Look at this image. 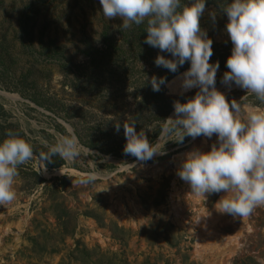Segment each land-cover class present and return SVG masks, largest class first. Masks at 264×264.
I'll use <instances>...</instances> for the list:
<instances>
[{"label":"rangeland","instance_id":"1","mask_svg":"<svg viewBox=\"0 0 264 264\" xmlns=\"http://www.w3.org/2000/svg\"><path fill=\"white\" fill-rule=\"evenodd\" d=\"M226 22L206 5L200 26L213 42L228 43ZM122 23L105 19L99 0H0V139L18 134L35 153L18 167L15 200L0 206V264H264V206L242 218L221 214L215 203L224 193L194 195L176 175L185 155L209 150L215 135L177 143L161 135L154 115L134 126L166 154L147 162L120 156L123 125L140 107L145 80L168 72L155 66V57L171 58L158 49L136 55L133 27L120 29ZM106 27L121 39L113 64L86 54L88 46L94 55L105 49ZM183 72L169 81V94H181ZM222 77L218 70L216 87L239 103L238 118L264 108L246 101L251 94L244 89L222 85ZM69 132L80 157L48 168L38 154ZM93 141L109 152L85 145ZM89 175L95 180L82 183Z\"/></svg>","mask_w":264,"mask_h":264},{"label":"clouds","instance_id":"2","mask_svg":"<svg viewBox=\"0 0 264 264\" xmlns=\"http://www.w3.org/2000/svg\"><path fill=\"white\" fill-rule=\"evenodd\" d=\"M105 19L119 17L120 29L146 23L144 43L156 48L154 64L176 73L188 62L189 67L179 76L181 94L191 89L196 93L184 102L173 103L174 114L161 127V135L173 136L183 143L185 137L211 139L217 143L207 151L188 152L176 175L190 186L194 195L224 193L216 201L215 209L233 218L247 217L257 207L264 206V108L249 110L238 118L241 107L231 102L216 87L219 62L210 63L213 55L212 39L200 26L206 0H99ZM221 11L226 15L224 31L232 49L226 59L221 84L244 89L264 103V0H225ZM213 23L216 13L209 12ZM153 92L169 86L166 77H147ZM120 131V124L115 126ZM125 155L138 162H147L157 155H165L158 142L149 143L144 130L136 131L134 124H124ZM168 141V140H166ZM165 141V142H166ZM41 161L52 162L53 157L73 160L81 155L74 133L61 135L54 144L45 143ZM34 148L24 137L9 133L0 139V206L16 198L14 179L18 167L32 160ZM95 176L85 177L91 183Z\"/></svg>","mask_w":264,"mask_h":264},{"label":"trees","instance_id":"3","mask_svg":"<svg viewBox=\"0 0 264 264\" xmlns=\"http://www.w3.org/2000/svg\"><path fill=\"white\" fill-rule=\"evenodd\" d=\"M187 1L188 0H184L185 3H187ZM224 3H225V0H206V5H213L217 10H220V11H221V7L224 6ZM132 27H133L132 33L134 34V36L138 42V46H137L138 52L136 50V52H135L136 55H140V56L142 55L143 57L155 55L156 48H152V47H150L144 43V40H145L146 35H147V32L145 31L146 23L141 24L139 26L132 25ZM109 30H110V28L106 27L102 32V43H103V46H105L104 50H102V51L97 50V52H96L97 54L94 55L93 51L94 50L96 51V49L92 48L91 46H88L89 50H88V52H86V54L95 63H97V61H101L103 58L107 57L109 59V64H113L112 58H113V55L116 53L113 50V48H116V51H117V46L120 48V45L117 42H119L121 39L120 38L116 39V38L112 37V35L109 33ZM231 49H232L231 42H228V43L213 42L212 43L213 55L210 59V63L218 61L219 65H220L219 70H221L223 72V74L225 71H227L226 59L230 55ZM123 53H125V52H123ZM188 67H189V63L186 62L183 65V67L178 68L176 73H171V72L164 73L163 70H159V71L154 72L153 75H155L157 77H161V76L166 77L167 81L169 82L177 74L187 70ZM152 76H150L149 78H151ZM146 80L143 84V93L141 94L140 100H138V104L140 105V107L137 106L136 109L133 111L134 112L133 113L134 118L131 119L133 117V115H132V117L129 119V122L131 124H134V125L139 121V119H145V121H146V119H148V117H150V119H151L152 116H154V115L157 118V120H159V122H161L163 124L165 122L164 119L168 118L169 114L174 110L173 103L175 101L184 102L188 98L192 97L196 93V91H198V89H196V90H193V91L186 93V94L172 95V94L168 93L166 87L162 86L161 90L159 92H153L151 89V85L149 83H147ZM246 101H248L254 105H260V106L263 105L264 106V103L259 102L257 99L255 100L254 96H252V95ZM146 108H150V109L145 110ZM78 135H79L80 139L83 141V139L81 138L79 133H78ZM115 138L117 139V134L116 133L113 134L111 132V141L115 142ZM85 145H87L91 148L101 149L104 152H109V150L100 148L98 146V144H96L94 141L89 142V143H85ZM111 145H113V143H111ZM117 155H119V154L117 153ZM120 156L128 157V155H125V154H120ZM57 160L58 161L54 164H51L48 161H45V164L50 169L59 168L64 164V160H62L60 157H58Z\"/></svg>","mask_w":264,"mask_h":264}]
</instances>
